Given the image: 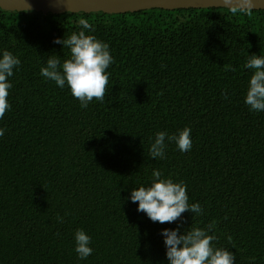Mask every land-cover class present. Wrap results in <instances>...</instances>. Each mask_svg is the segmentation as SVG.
Segmentation results:
<instances>
[{"label": "trees", "instance_id": "trees-1", "mask_svg": "<svg viewBox=\"0 0 264 264\" xmlns=\"http://www.w3.org/2000/svg\"><path fill=\"white\" fill-rule=\"evenodd\" d=\"M82 16L114 58L103 102L87 108L40 75L50 57L69 58L54 40L78 32ZM262 49L264 10L0 9V53L21 61L0 119V264H168L161 232L177 224H211L212 245L235 264H264V112L244 102L245 61ZM185 127L190 151L166 139L165 158L150 157L155 133ZM153 170L183 182L203 213L160 224L137 211L131 191ZM78 229L91 237L86 260L74 251Z\"/></svg>", "mask_w": 264, "mask_h": 264}, {"label": "clouds", "instance_id": "clouds-1", "mask_svg": "<svg viewBox=\"0 0 264 264\" xmlns=\"http://www.w3.org/2000/svg\"><path fill=\"white\" fill-rule=\"evenodd\" d=\"M24 2V10L27 11L30 6L27 0ZM244 3L249 5L247 9L232 3V0H226V4L231 5L228 10L234 16L244 12L251 13L252 0H244ZM78 26V32H72L67 38L54 40V43L69 49V58L61 62L50 57L46 66L41 67L40 75L61 89H70L81 108H87L94 98L103 102L109 83L110 73L107 70L114 63V58L107 43L88 34L95 29L87 18L82 16L78 20ZM20 63V59L9 51L0 53V119L11 107L7 99L12 86L9 78L13 76L14 69L18 70ZM244 67L252 70L244 102L250 111L264 112V49L260 55H248ZM3 134L0 129V136ZM166 139L169 143H175L181 153L190 151L193 146L191 129L188 127L173 134L159 131L155 133L154 141L150 140L149 155L152 159L165 158ZM129 199L133 203L138 202L137 211L145 213L154 223L176 222L185 212L196 216L203 213L199 203L189 204L187 188L183 182L162 178L159 170H153L150 185L133 188ZM57 220L63 222L62 217H57ZM181 227L182 225L177 224L176 228H165L161 232L168 264H235V255L231 251L212 245V241L217 239L215 235L208 234L213 225H208L207 230L190 227L184 232H181ZM228 239L231 241V237ZM74 243V251L80 260H86L92 254L91 237L83 229L74 233Z\"/></svg>", "mask_w": 264, "mask_h": 264}, {"label": "water", "instance_id": "water-1", "mask_svg": "<svg viewBox=\"0 0 264 264\" xmlns=\"http://www.w3.org/2000/svg\"><path fill=\"white\" fill-rule=\"evenodd\" d=\"M232 3L248 8L244 0H232ZM29 10H24V0H0V9L9 12L42 13L61 15L64 13H102L118 15L141 11L162 9L167 11L188 9L226 8V0H27ZM251 10H264V0H252Z\"/></svg>", "mask_w": 264, "mask_h": 264}]
</instances>
